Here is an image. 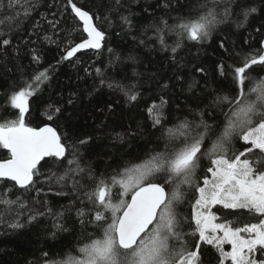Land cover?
<instances>
[{
	"label": "trees",
	"instance_id": "16d2710c",
	"mask_svg": "<svg viewBox=\"0 0 264 264\" xmlns=\"http://www.w3.org/2000/svg\"><path fill=\"white\" fill-rule=\"evenodd\" d=\"M81 11L103 34L98 50L76 52ZM263 123L264 0H0V132L52 128L64 150L23 187L0 179V264L80 261L119 219L100 193L117 203L144 171L169 195L164 264L194 254L196 264H231L201 239L194 207L218 159L241 157L264 174V150L244 140ZM210 213L235 231L264 223L245 207ZM117 248L124 263L136 249Z\"/></svg>",
	"mask_w": 264,
	"mask_h": 264
},
{
	"label": "rangeland",
	"instance_id": "374dc122",
	"mask_svg": "<svg viewBox=\"0 0 264 264\" xmlns=\"http://www.w3.org/2000/svg\"><path fill=\"white\" fill-rule=\"evenodd\" d=\"M16 106L25 112L27 99L21 95L16 99ZM161 109L153 108V113L160 118ZM5 133L0 132V138L5 141ZM247 143L264 150V123L244 136ZM6 142V141H5ZM148 171L131 174L122 184L120 200L113 203L109 199L110 192L100 193L101 202L114 217L120 216L126 206V197L137 188L143 186L148 178ZM199 200L194 207V218L201 239L214 244L223 252L224 262L231 264H264L256 259L259 250H264V223L260 226L235 231L227 227L217 226L211 216V208L221 204L230 208H247L264 213V174L256 175L250 164L241 157L234 163L225 159L215 161L210 179L205 181L199 192ZM121 201V202H120ZM120 202V203H119ZM117 204V205H116ZM105 215H100L104 219ZM116 217V218H117ZM119 220V219H118ZM160 223L152 235L144 240L138 248L130 252L127 258L121 256L117 248L116 225L110 226L108 238L83 254L75 264H164V252L161 249L164 242L161 234L170 229V219L167 213L160 215ZM118 249V248H117ZM197 255H191L178 264H196Z\"/></svg>",
	"mask_w": 264,
	"mask_h": 264
},
{
	"label": "water",
	"instance_id": "95a60500",
	"mask_svg": "<svg viewBox=\"0 0 264 264\" xmlns=\"http://www.w3.org/2000/svg\"><path fill=\"white\" fill-rule=\"evenodd\" d=\"M78 18L88 40L77 52L102 47L103 34L96 27L93 17L81 11ZM4 137L10 160L0 164V179L25 185L46 159L63 157L61 139L52 128L36 131L15 128L5 132ZM168 200L166 188L157 183L145 184L133 192L116 225V241L121 250L130 251L138 247L157 223Z\"/></svg>",
	"mask_w": 264,
	"mask_h": 264
},
{
	"label": "bare ground",
	"instance_id": "6f19581e",
	"mask_svg": "<svg viewBox=\"0 0 264 264\" xmlns=\"http://www.w3.org/2000/svg\"><path fill=\"white\" fill-rule=\"evenodd\" d=\"M79 13H80V12H79ZM79 13H78V15H79ZM78 20H79V18H78ZM79 21H80V20H79ZM80 23H81V21H80ZM81 24H82V23H81ZM82 27H83V25H82ZM83 30H84V27H83ZM84 33H85V32H84ZM85 36H86V35H85ZM87 40H88V38H87V36H86V41H87ZM86 41H85V42H86ZM85 42H84V43H85ZM84 43H83V44H84ZM83 44H82V45H83ZM80 46H81V45H80ZM80 46H79V47H80ZM79 47H78V48H79ZM78 48H77V50H78ZM100 48H101V47H100ZM100 48H98V49H100ZM98 49H96V50H98ZM77 50H76V52H77ZM86 50H88V49H86ZM91 50H93V49H91ZM84 51H85V50H84ZM77 53H78V52H77ZM59 137H60V136H59ZM60 139H61V138H60ZM5 141H6V140H5ZM61 143H62V141H61ZM62 147H63V146H62ZM63 152H64V150H63ZM27 184H28V182H27ZM27 184H25V185H27ZM17 185H18V184H17ZM25 185H18V186L23 187V186H25ZM127 205H128V204H127ZM120 216H121V215H120ZM119 218H120V217H119Z\"/></svg>",
	"mask_w": 264,
	"mask_h": 264
}]
</instances>
